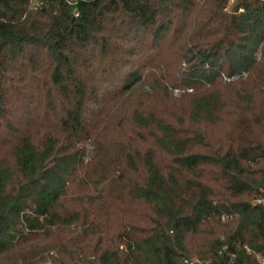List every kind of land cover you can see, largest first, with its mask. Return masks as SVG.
<instances>
[{"label":"trees","instance_id":"16d2710c","mask_svg":"<svg viewBox=\"0 0 264 264\" xmlns=\"http://www.w3.org/2000/svg\"><path fill=\"white\" fill-rule=\"evenodd\" d=\"M230 2L0 0V264L264 253V0Z\"/></svg>","mask_w":264,"mask_h":264},{"label":"built area","instance_id":"2783aa9c","mask_svg":"<svg viewBox=\"0 0 264 264\" xmlns=\"http://www.w3.org/2000/svg\"><path fill=\"white\" fill-rule=\"evenodd\" d=\"M242 247V248H241ZM186 264H264V253H258L247 245L239 247L237 252L224 248L219 254V261L194 258Z\"/></svg>","mask_w":264,"mask_h":264},{"label":"rangeland","instance_id":"374dc122","mask_svg":"<svg viewBox=\"0 0 264 264\" xmlns=\"http://www.w3.org/2000/svg\"><path fill=\"white\" fill-rule=\"evenodd\" d=\"M234 0H231L230 4H233ZM248 89V86H240V85H236V86H230V90H229V93L228 95H232L234 96L237 92H240V90H242L243 88H246ZM223 91V90H222ZM174 97L176 99H179L180 98V95L177 93H173ZM182 105V104H181ZM187 107V106H186ZM203 132L204 134L207 136L208 140H212L214 138H219L220 136H222L224 134L223 130V126L220 125V124H216V123H213L211 125H208V126H205L203 127Z\"/></svg>","mask_w":264,"mask_h":264}]
</instances>
